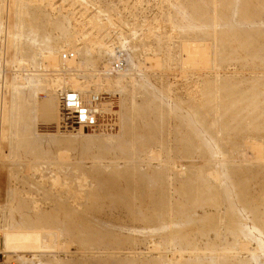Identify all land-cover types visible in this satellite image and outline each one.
<instances>
[{
  "label": "rangeland",
  "instance_id": "rangeland-1",
  "mask_svg": "<svg viewBox=\"0 0 264 264\" xmlns=\"http://www.w3.org/2000/svg\"><path fill=\"white\" fill-rule=\"evenodd\" d=\"M66 89L100 94L104 124L59 127ZM263 245L264 0H0V256L264 264Z\"/></svg>",
  "mask_w": 264,
  "mask_h": 264
},
{
  "label": "built area",
  "instance_id": "built-area-1",
  "mask_svg": "<svg viewBox=\"0 0 264 264\" xmlns=\"http://www.w3.org/2000/svg\"><path fill=\"white\" fill-rule=\"evenodd\" d=\"M76 53L71 50L60 53V61L66 62L74 60ZM123 66L122 60L117 57L111 63L112 71H119ZM109 69V70H110ZM103 97L100 94H92L85 100L81 94L75 90L66 89L59 91V126L61 128L76 127L86 130H94L104 124L106 111L103 104ZM0 264H17L16 259L0 256Z\"/></svg>",
  "mask_w": 264,
  "mask_h": 264
},
{
  "label": "bare ground",
  "instance_id": "bare-ground-1",
  "mask_svg": "<svg viewBox=\"0 0 264 264\" xmlns=\"http://www.w3.org/2000/svg\"><path fill=\"white\" fill-rule=\"evenodd\" d=\"M82 96V95H81ZM83 98V97H82ZM88 100V99H87ZM105 111H106V109H105ZM59 119H60V116H59ZM58 126H59V123H58ZM60 127V126H59ZM73 129H75L76 127H72ZM79 129H81V128H79ZM61 130V129H60ZM82 130V129H81ZM198 183V182H197ZM193 191V190H192ZM222 191V190H221ZM195 192V191H194ZM225 192V191H224ZM223 192V193H224ZM228 192V191H227ZM186 197V196H185ZM219 198V197H218ZM229 212V211H228ZM204 219V218H203ZM264 246V245H263ZM262 248V247H261ZM5 258H8V257H5ZM17 264H19L18 262H17Z\"/></svg>",
  "mask_w": 264,
  "mask_h": 264
}]
</instances>
